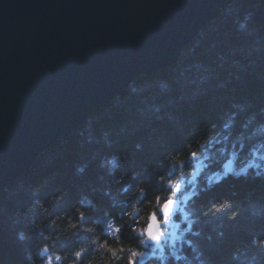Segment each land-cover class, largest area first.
Here are the masks:
<instances>
[{"label":"trees","instance_id":"obj_1","mask_svg":"<svg viewBox=\"0 0 264 264\" xmlns=\"http://www.w3.org/2000/svg\"><path fill=\"white\" fill-rule=\"evenodd\" d=\"M263 120L264 0H231L0 192V264H264V169L224 167L264 159ZM179 183L188 240L157 255L140 234Z\"/></svg>","mask_w":264,"mask_h":264},{"label":"water","instance_id":"obj_2","mask_svg":"<svg viewBox=\"0 0 264 264\" xmlns=\"http://www.w3.org/2000/svg\"><path fill=\"white\" fill-rule=\"evenodd\" d=\"M230 2L0 0V191L134 78L173 64ZM160 225L149 218V244Z\"/></svg>","mask_w":264,"mask_h":264},{"label":"rangeland","instance_id":"obj_3","mask_svg":"<svg viewBox=\"0 0 264 264\" xmlns=\"http://www.w3.org/2000/svg\"><path fill=\"white\" fill-rule=\"evenodd\" d=\"M263 122H264V120H263ZM261 134H263L262 138L261 137L259 138V136H257V138H254V139H257V140L254 141V142H256V143H254L255 144L254 147L262 148L263 144L259 140L263 141L264 128H263ZM38 156L36 157V159L38 158ZM36 159H35V161H36ZM233 160L235 161V159H232V160L228 159L224 163V165H225L224 167H226V169L229 170V171L231 170V172H236L237 171V172L240 173V172L244 171L249 165H256L257 168L264 169V159L257 160L255 162L252 161L253 163L246 164V165L241 166L239 168L234 167V165L232 164ZM257 163H258V165H257ZM32 164L29 167H31ZM202 164L203 165L201 167H199V171L197 173H199L202 170L203 166L205 165V162H203ZM27 169H25L20 174H18L15 177V179L20 177ZM195 174H196V171H195ZM191 175H193V174L191 173ZM15 179H13L12 181L8 182V184L5 187H7L10 183H12ZM183 184L184 183H179V184L175 185V188H173V189L171 188V190L173 191L174 194L173 195L170 194L172 196L168 200L164 201L162 203V205L160 206V212L159 213H161V209H166V208H168L169 212L166 213V214L162 213L159 216L155 215L157 217L158 222L161 223V225H160L161 226L160 227L161 231L158 232V233L154 232L153 235H152V236L156 237V241L153 244H149L147 242V240H146L147 237L145 236V231L146 230L144 231L143 235L140 234V236L142 237V242L141 243H143V245L149 246L151 249H154L155 250L154 254L162 255V251L163 250H164L163 251V254H164V253H167V251H170L169 249H176L179 245L181 247H184L185 243L183 241L184 240H186V241L188 240L185 237L182 238L184 233L187 230L188 220H189L188 219V215L185 213L184 205L191 198V192L193 191V193H194L197 187L194 190H191V188H187L186 187L185 191H183V188H184ZM174 191H176V194H175ZM171 202H178V204L171 203ZM191 243H192V240H191ZM188 245H189V242H188ZM196 248H197L196 245H194V247H193V249L191 251L188 248L186 250H184V248H183V252L190 256L191 261L193 262V264H201L198 261H196L197 257H196L195 254H199V252H197ZM127 250H129V249H127ZM170 254H172V253L170 252ZM182 256H183V259L187 258V256H185L184 254ZM169 259H172V258H169ZM53 262H54V260H53ZM50 263H51V261L48 264H50Z\"/></svg>","mask_w":264,"mask_h":264},{"label":"bare ground","instance_id":"obj_4","mask_svg":"<svg viewBox=\"0 0 264 264\" xmlns=\"http://www.w3.org/2000/svg\"><path fill=\"white\" fill-rule=\"evenodd\" d=\"M228 5H229V4H228ZM221 11H222V10H221ZM220 13H221V12H220ZM218 16H219V15H218ZM218 16H217V17H218ZM214 19H215V18H214ZM191 41H192V40H191ZM191 41H190V42H191ZM186 45H187V44H186ZM186 45H185V46H186ZM185 46H184V47H185ZM184 47H183V48H184ZM180 54H181V53H180ZM176 61H177V60H176ZM176 61H175V62H176ZM175 62H174V63H175ZM174 63H173V64H174ZM171 65H172V64H171ZM153 72H154V71H153ZM153 72H150L149 74H151V73H153ZM149 74H146V75H149ZM146 75L141 74V75H139L138 77H143V76H146ZM138 77L134 78L133 81H134L135 79H137ZM133 81H132V83H133ZM132 83H131V84H132ZM131 84H130L129 86H131ZM129 86H128V87H129ZM128 87H127V88H128ZM127 88H126V89H127ZM126 89L123 90V91H121V92H120L119 94H117L115 97H113V99H112L111 101L107 102L105 105H107V104H109L110 102H112L116 97H119L120 95H122V94L126 91ZM105 105H104V106H105ZM104 106H101V108L104 107ZM88 117H89V116H88ZM85 120H86V119H85ZM85 120H84V121H85ZM84 121H83V122H84ZM83 122H82V123H83ZM78 126H79V125H78ZM73 131H74V129H73L69 134H67V135H65L64 137H62L61 139L68 137ZM61 139L55 141L54 143L60 141ZM54 143H52V144H54ZM52 144H51V145H52ZM51 145H49V146H51ZM49 146H47V148H48ZM43 151H45V150H43ZM43 151H42V152H43ZM42 152H40L38 155H40ZM236 172H237V171H236ZM237 173H239V172H237ZM190 185H191V184H190Z\"/></svg>","mask_w":264,"mask_h":264}]
</instances>
